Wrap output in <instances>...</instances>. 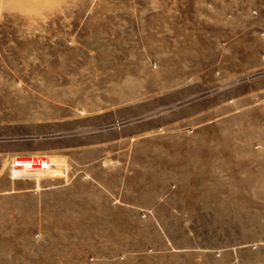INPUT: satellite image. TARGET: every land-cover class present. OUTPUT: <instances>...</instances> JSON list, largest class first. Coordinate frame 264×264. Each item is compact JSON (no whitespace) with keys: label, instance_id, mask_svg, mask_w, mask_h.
<instances>
[{"label":"rangeland","instance_id":"1","mask_svg":"<svg viewBox=\"0 0 264 264\" xmlns=\"http://www.w3.org/2000/svg\"><path fill=\"white\" fill-rule=\"evenodd\" d=\"M0 264H264V0H0Z\"/></svg>","mask_w":264,"mask_h":264},{"label":"built area","instance_id":"2","mask_svg":"<svg viewBox=\"0 0 264 264\" xmlns=\"http://www.w3.org/2000/svg\"><path fill=\"white\" fill-rule=\"evenodd\" d=\"M10 164L11 174L17 179L24 177L51 178L49 173H62V171H57L58 166L52 163L47 156L15 157ZM61 177L65 178V175Z\"/></svg>","mask_w":264,"mask_h":264}]
</instances>
